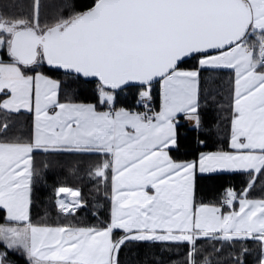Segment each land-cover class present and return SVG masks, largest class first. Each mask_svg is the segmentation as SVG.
I'll return each instance as SVG.
<instances>
[{"label":"snow or ice","instance_id":"6c2138e0","mask_svg":"<svg viewBox=\"0 0 264 264\" xmlns=\"http://www.w3.org/2000/svg\"><path fill=\"white\" fill-rule=\"evenodd\" d=\"M61 157L95 223L63 182L34 218ZM247 241L264 264V0H0V264H246Z\"/></svg>","mask_w":264,"mask_h":264},{"label":"trees","instance_id":"16d2710c","mask_svg":"<svg viewBox=\"0 0 264 264\" xmlns=\"http://www.w3.org/2000/svg\"><path fill=\"white\" fill-rule=\"evenodd\" d=\"M28 0H24V3H27ZM62 161V165H57L53 162V167L49 169L46 173L47 186H40L39 191L37 193L39 200L41 201L43 207L38 209L36 213H34V218L39 220L40 217L44 214L45 209L50 212V216L48 217L49 222H55L57 219V215L55 209L52 207L54 203L49 198L54 195L53 188L57 184L63 182L69 185L78 186L83 188L84 196L88 202V208L85 212L79 213V220L82 223H95V218L91 215L93 210V205L95 204H106V201L103 197V192L97 194L93 186L87 181V179L81 180V177L84 176V169L86 165L81 164L80 170L76 175H73L69 172L68 168L74 163L75 158L70 157H61L59 158ZM44 160L43 156L37 157V162H41ZM245 177L243 176H235V177H227L225 180L221 181V183L232 184L238 190L243 185ZM213 193H209V198ZM253 195L259 197L261 195L259 188H257L256 192ZM106 214V213H104ZM201 247L202 254L206 255L207 252L211 251L212 244L211 243H203L199 242ZM246 246L251 249V253L245 257L246 264H255V253H256V244L252 241H247ZM239 249V245L237 246V250ZM141 252H151L155 251L153 249H141ZM185 249L183 247L178 249H173L168 255L172 260L176 261L177 264H182ZM229 249H225V256H227Z\"/></svg>","mask_w":264,"mask_h":264}]
</instances>
